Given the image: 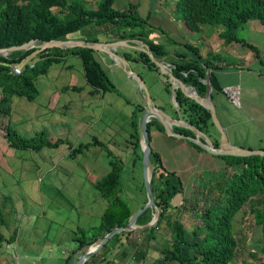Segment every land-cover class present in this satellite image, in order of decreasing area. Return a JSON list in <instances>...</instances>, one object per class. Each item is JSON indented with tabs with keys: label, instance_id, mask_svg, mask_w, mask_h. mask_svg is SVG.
Here are the masks:
<instances>
[{
	"label": "trees",
	"instance_id": "obj_1",
	"mask_svg": "<svg viewBox=\"0 0 264 264\" xmlns=\"http://www.w3.org/2000/svg\"><path fill=\"white\" fill-rule=\"evenodd\" d=\"M114 4L115 0H98L94 8H89L86 0H0V48L22 45L32 39L40 41L72 39V35L78 32L81 33L83 40L100 41L97 32L86 30L95 26L111 35V41L142 40L151 47L156 58L163 59L166 55L164 46L153 39L156 28L148 18L141 17L137 4H130L128 9L115 8ZM175 7L182 14L184 26L190 32H199L203 25L221 26L228 41L243 42L258 53L256 46L237 36V31L252 19L264 23V0H176ZM190 49L194 55L189 59L184 55L181 61L176 60L173 73L192 84L204 96L208 85L203 80L207 78V70L212 65L208 59L202 60L199 49L193 47ZM36 52L35 48L0 56V89L3 93L0 113L4 116L6 137L11 144L23 149L41 150L44 147H58L64 140L52 141L46 131L37 132L32 137L22 135L11 123L12 103L16 95L29 100L35 99L39 95L37 79L46 73L53 63L60 62L67 54H78L83 59L86 78L92 86L93 93L112 91L121 94V91L110 79L102 62L98 60L97 52L90 48L55 47L40 51L33 57V60L39 58L34 65L27 64L19 75L12 72L14 65H21ZM138 54L139 56L135 57L133 53L126 52L125 56L129 61H141L150 69L160 71L147 53L138 51ZM210 54L212 55V51ZM184 69L187 75L183 74ZM209 78L217 90L223 91L222 87L216 86L212 74ZM176 99L181 106L191 103L181 89L177 90ZM202 108L205 123L208 125L212 118L211 113ZM153 123L158 122L153 119L149 123V129ZM133 126L132 138L135 139L134 147H137L139 113L136 110ZM161 127L163 128L162 125ZM175 130L180 132L179 128ZM90 144L104 149L110 158V170L96 183L108 205L97 226L77 229L76 240L79 245L69 257L72 264L78 252L83 253L88 246L103 238L115 227L125 226L133 215L130 206L121 196L120 179L124 169L122 159L97 138ZM192 145L204 152L201 147ZM218 157L223 160L219 167L197 174L188 201L182 199L176 202L184 190L181 176L164 166L159 152L153 150L151 154V164L154 167L151 184L155 204L162 210V215L155 225L146 230L152 233L150 235L152 237L156 228L164 221L171 223L174 240L164 251V255L169 259H176L182 264L233 263L239 246V237L234 226L235 219L253 198L264 194V156ZM7 199L8 197H5L3 202H0V226L5 222L4 201ZM173 208H178L175 214L187 210L193 222L190 228H186L180 219L175 217L171 212ZM154 212L153 208L145 210L139 216L137 224H148ZM253 215L264 234V206L255 210ZM131 232L116 234L104 248L112 241L129 236ZM4 240L5 236L0 230V244ZM257 264H264V260Z\"/></svg>",
	"mask_w": 264,
	"mask_h": 264
},
{
	"label": "rangeland",
	"instance_id": "obj_2",
	"mask_svg": "<svg viewBox=\"0 0 264 264\" xmlns=\"http://www.w3.org/2000/svg\"><path fill=\"white\" fill-rule=\"evenodd\" d=\"M86 1L89 8H94L98 0ZM175 3V0H115L114 6L118 9H128L130 4H137V10L141 17L147 19L148 14L151 13L149 22L156 28V32L162 33L166 22H170L169 19L172 18L165 16L161 19L155 15V8L158 10L169 8L174 17L172 21L185 25L182 14L175 8ZM184 29L188 31V35L194 36L189 34L192 32L186 27ZM86 30L97 32L100 41H111V35L102 32L95 26L88 27ZM72 37L81 39L82 35L78 32ZM166 38L168 42L174 44L173 46L178 51L187 50L185 45L180 43L183 39L182 36L175 41L173 40L176 37ZM163 45L164 47L168 46L165 41H163ZM132 51L135 57L139 56L138 50ZM123 52V49H119L120 54L124 55ZM101 55L106 54L102 53ZM193 55V51H189V56ZM108 57L109 55H107V60L102 59V64L110 79L120 89L121 94L107 91L103 100L101 95L93 98L95 103L91 109L98 117H89L88 128L83 129V135L78 140L71 141L70 138L68 140L64 138V142L58 147H44L41 150L23 149L8 142V138L0 133V202L8 197L4 201L5 222L1 224L0 230L5 233L8 225L14 224L18 231L22 232V235L24 234L25 239L32 240L35 245L43 246V248H36L44 250L43 255L45 256H54L56 251L61 249L69 250L71 241L68 240L61 244L57 242L56 239L59 238L57 236L65 233L68 237L69 229H72L73 226H97L100 223V214L108 205L90 176V174H99L103 177L111 168L110 158L106 151L99 146L90 144L94 142L95 138L103 141L117 156L119 154L124 157V169L120 179L121 196L128 203L133 214L141 209L147 200L143 173V151L142 153L139 152L137 149L139 145L134 147L132 142H123V138L133 131L132 121L128 118V111L131 109L128 101L136 98L132 83L137 88L139 82L130 78L126 72L112 68L111 65L114 61ZM160 60L163 61V59ZM34 61L37 60L32 59L30 64L35 63ZM69 61L74 64L75 71L74 75L67 77L71 79L76 77L81 84L83 78L79 64L81 60L70 56ZM62 65L54 66L52 73H57L58 70L56 69L61 68ZM46 73L41 74L40 79L44 80L48 75L50 76L49 70ZM70 73L71 71L68 74ZM257 74L256 71L246 72L240 81L242 84L240 100L242 103H246V108L250 113L244 112L246 115L236 117L242 111L240 102L233 103L231 100V102H227V109L234 117L228 135L235 145H243L251 149H264V112H261L259 108L264 103V101L263 103L260 101L261 91L264 90V77ZM40 88L43 90L42 85ZM44 94L45 92L43 96ZM24 98L26 99V97ZM176 101L171 100V103L179 110V104ZM82 103V101L77 102L75 109L77 110ZM179 106L181 107V105ZM217 115L221 124L224 125L226 121L221 110L217 111ZM206 128L216 133L219 132L215 124H208ZM113 129L117 132L116 136L112 133ZM236 131L240 133L242 131L243 135L233 137L232 134ZM20 133L26 137H32L37 132L32 136L21 130ZM113 137L117 138V145L109 142ZM175 139L168 140L169 142H161L153 135L151 146L153 149L160 148L163 150L162 161L164 166L169 170L177 171L183 180L184 190L176 202H180L182 199L188 201L197 174L216 168L214 165L219 167L223 160L216 155L204 152L202 154L205 155L203 160L192 163L187 156V150L192 149L190 143L184 139ZM133 150L136 152L134 153ZM151 168L153 172V165ZM94 170L96 172L93 173ZM263 206L264 194H261L253 198L237 215L234 226L239 237V246L232 264H257L264 260V234L261 227L255 222L253 215L255 210ZM87 209L93 212L91 216H87ZM154 210L156 213V209ZM188 216V213H183L181 217L183 220H180L186 228L191 222ZM175 217H178V214ZM4 247L5 244L1 249L2 252ZM9 249L10 252L12 250L13 254L14 250ZM50 249L53 250V253H49ZM16 253L20 256L23 264H29L30 261L40 262L34 251H29L28 257L24 256L26 254L25 249L21 246L17 248Z\"/></svg>",
	"mask_w": 264,
	"mask_h": 264
},
{
	"label": "crops",
	"instance_id": "obj_3",
	"mask_svg": "<svg viewBox=\"0 0 264 264\" xmlns=\"http://www.w3.org/2000/svg\"><path fill=\"white\" fill-rule=\"evenodd\" d=\"M170 11L171 10L169 8H162V10H158V8L154 9L155 15H157L161 19H163L165 16L172 18L171 20L169 19L170 22H166L165 28L162 33L155 32L153 34V39L155 41L160 42L162 45L163 41H165L168 45L167 47H164L166 55L163 58V61L166 62L173 70V68L176 66V60L181 61V59L184 58V55L186 56V59L191 58V56H189V51H191L190 47L199 49L202 60H209V64H211L212 67L208 68L207 78L203 80V82L207 83L208 85L209 80L212 85L211 96L214 104L216 105L217 111L221 110L223 116L225 117L224 119L226 123L223 126L228 133L229 128L233 125L232 119L234 117L231 116V113L227 109V102H231L232 100L225 89L229 87L231 89H234L236 87L239 89V105L241 106L242 111L240 115L236 117H242L246 115L245 113H250V111L246 108V103L244 104L240 100L242 87V84H240L241 79L244 77L246 72L252 71H256L258 73V76L264 77V23L257 19H252L242 25L237 31V36L240 39H244L248 43L256 46V48L258 49V53H256L250 46H248V44L237 40L228 41L224 36V28L221 26L203 25L199 32L189 33L193 34L194 36L188 35V31H185L184 25L176 22L174 23L172 21L174 20V17ZM150 16L151 13L148 14V19ZM181 36L183 37V39L180 43H183L187 48V50L184 51H178L177 48L173 46V43H170L168 42V40H166V37H176L173 40L175 41V39L180 38ZM170 48L172 49L170 50ZM119 49L124 50V55L126 52L133 53L132 50H135H129L125 48ZM210 51H212V55L210 54ZM70 56H73V58H79L81 60V63H79L81 67V75H83V78L80 82L81 84H79V80H77L76 77L75 79L67 77L69 75H74L75 71L74 64L69 61ZM96 56L101 62L103 61L102 59L107 60V55L102 56L97 52ZM38 59L39 58H36L35 60ZM130 62L132 64V68L144 78V81L154 98L155 104L161 109L169 112L175 118H178L181 115L182 118L185 119L186 114L184 111L180 112L181 107L178 105V108L180 110L179 111L173 106V103H171V100L173 101L172 84L169 81L168 77L164 74H161V71L158 72L150 69L141 61ZM61 64H63L62 67L56 69L58 70V72L52 73L55 68L54 66H58ZM111 67L122 70L119 67L114 66V63L113 65H111ZM78 70L80 72V69ZM70 71L71 73L68 74ZM183 71L185 72V69ZM49 72L50 76L48 75V77L44 80L40 79V76L38 77L37 86L39 88V95L35 99L29 100L27 98L25 99L24 97H17V95L13 97L11 123L19 132L21 130L22 132L28 133L29 136H32L38 131H46L52 141L64 138H67V140L70 138L71 141H76L81 135H83V129L85 128L86 130L88 128L87 121L89 117H98L94 114V110L91 109L92 105H94L95 103L93 98L97 95H101L103 100L106 92L93 93L91 91L92 86L87 81L83 59L78 54H67L60 62L53 63L49 68ZM211 74L214 76L216 86L222 87L223 91L217 90L212 84L209 78ZM41 85L43 87V90H41L40 88ZM132 85V89L136 95V98L128 101V104L131 105V109H129L128 111V118L131 119L133 125L135 110L139 113V148L137 147V149L140 153H142V136L140 131V123L142 114L146 108V102L140 87L136 88L133 83ZM74 87H82V89L76 90ZM167 87H170V89L168 90ZM44 92L45 94L43 96ZM90 95H93V97H90ZM261 96L262 97L260 101L261 103H263L264 90L261 91ZM80 101H82L84 104L82 103L76 110L75 108L77 107V102ZM259 108L261 109V112H264V103ZM132 130L133 131L129 133V135L127 133V137L123 138V142L134 143L135 139L132 138L134 126L132 127ZM150 131L151 138L154 135L156 136V138L161 140V142H169L168 140L175 139L174 137L168 136L164 132V128L161 127L160 123H153L150 127ZM112 133H114L115 136L117 135V132L114 129ZM242 135V131L241 133L239 131H236L232 134L233 137H241ZM109 142H112L114 145L118 144L117 138L115 139V137L111 138ZM186 142L189 143L188 141ZM189 145L190 148H192L190 150H187L189 161L192 163H197L198 160H203V156L205 155L202 154L206 151L202 152L196 149L192 145V143H190ZM239 146L250 148L243 145ZM119 147L123 148L121 146ZM153 150L159 152L162 157V149L154 148ZM133 151L134 153L136 152V150ZM118 156L124 163V157L119 154ZM214 167L217 166L214 165ZM94 172H96V170H94L93 173ZM90 176L92 177V182H94L95 184L101 177V175L99 174H90ZM176 211H178V208H173L171 210V212L174 214ZM183 213L186 214L187 210H181L180 212L176 213L178 214L177 219L183 220L181 218ZM86 214L87 216H91L93 212L87 209ZM102 214H100L99 219H101ZM188 218L190 221L191 219L189 216ZM188 224V228H190L193 222L191 221ZM79 227H82L84 229L92 228V226H73L72 229H69L68 237H66L65 233H62L61 235L57 236L59 238L56 239L57 242L61 244L66 243V241L68 240L71 241L70 249H61L58 252L56 251V254H54V256H45L43 255L44 250L36 248H43V246H41L40 244L35 245L32 240L25 239L24 234L22 235V232L20 233V231H18L17 226L10 223L5 233L2 232L5 236V240L2 244H0V264H16L12 254V250L10 252V249L8 248V244L12 241L16 243V250L17 248H19V246L25 249L26 254L24 256L28 257V254H30L29 251H34L38 255V259L40 260V262L30 261L31 263L29 262V264H72V259L69 260V257L78 248L79 242L76 240V231ZM147 228H141L140 230L142 231H139V229L133 230L129 234V236L126 235L121 239L110 242L108 246H106L105 248L103 247L85 264H182L180 261L176 259H169L164 255L166 247H168L174 240V231L172 229L171 223L169 221H164L159 227L156 228L152 237H150L152 233L150 231H147ZM4 244L5 247L2 252L1 249L3 248ZM49 253H53V250L50 249ZM81 254L82 253L80 252L77 253L78 256L77 258H75V262Z\"/></svg>",
	"mask_w": 264,
	"mask_h": 264
},
{
	"label": "water",
	"instance_id": "obj_4",
	"mask_svg": "<svg viewBox=\"0 0 264 264\" xmlns=\"http://www.w3.org/2000/svg\"><path fill=\"white\" fill-rule=\"evenodd\" d=\"M74 48V47H84L90 48L94 51L102 54L109 55L114 61V66L122 69L126 74L135 80H138L139 87L143 92L144 99L146 102L145 111L141 117L140 123V131L142 136V151H143V173H144V181H145V189L147 193V202L139 209L136 213H134L129 222L125 226H117L112 229L109 233H107L103 238H100L97 242L88 246L85 251L79 256L76 260L75 264H85L92 256L98 253L106 243L110 241L112 237L116 234H119L124 231H133L141 228H147L155 225L162 215V210L155 204V196L152 189V164H151V154L153 152V148L151 146V131L149 129V123L155 119L158 123H160L164 132L171 137L177 139H184L189 143L195 144L201 147L207 153L216 155V156H238V157H247L253 155L264 156V149H251L245 148L239 145H234L230 139L229 135L225 129V127L221 124L218 115L216 105L213 102L211 96L212 85L208 80V90L206 96H203L199 93V91L191 84L186 82L183 78L176 76L173 73V70L169 67V65L156 58L151 50V47L146 44L142 40H116V41H86L83 39H57L50 41H40L39 39H32L22 45L12 46L9 48H0V56H7L8 54L15 51H23L29 49H37V52L26 59L21 66L24 67L27 65L29 61L36 56V54L40 51H44L51 48ZM119 48L125 49H135L138 51H142L147 53L151 60L159 67L161 73L166 75L169 81L172 84V94L173 100L176 101V91L181 89L184 95L188 98L191 103H196L209 110L212 116L213 123L218 127V131L220 133L219 143H215V141L204 131L194 130L195 135L190 136L184 133H179L175 131L174 126H184L188 127L190 124L180 115L178 118L172 116L169 112L158 107L153 97L145 84L144 78L132 68L131 62L122 54L119 53ZM230 88V87H229ZM3 97V93L0 89V100ZM177 102V101H176ZM148 208L156 209V213H154L152 220L145 225H138L137 220L139 216Z\"/></svg>",
	"mask_w": 264,
	"mask_h": 264
},
{
	"label": "flooded vegetation",
	"instance_id": "obj_5",
	"mask_svg": "<svg viewBox=\"0 0 264 264\" xmlns=\"http://www.w3.org/2000/svg\"><path fill=\"white\" fill-rule=\"evenodd\" d=\"M182 111L185 112V114H186L185 120L188 121V123L190 125L188 127L174 126V129L179 128V130H180L179 133H184V134L190 135V136L195 135L194 130H196V129L201 130V131H204L205 133H207L215 141V143H217V144L219 143V140L221 137L220 133L210 131L209 129L206 128V127H208V125L205 123L206 120L204 118V112H203V108L201 107V105H199V104L194 105L192 103H187L186 105L181 106L180 112H182ZM208 124L214 125L212 118L208 121Z\"/></svg>",
	"mask_w": 264,
	"mask_h": 264
},
{
	"label": "built area",
	"instance_id": "obj_6",
	"mask_svg": "<svg viewBox=\"0 0 264 264\" xmlns=\"http://www.w3.org/2000/svg\"><path fill=\"white\" fill-rule=\"evenodd\" d=\"M29 63H30V61L27 64H29ZM31 65H34V63H32ZM22 70H23V67L21 65H14L13 68H12V72L14 74H17V75L21 74L22 73ZM183 74L184 75H187V72H183ZM232 90L233 89H231V88L225 89V91L231 97V100L233 102H236V98L232 94ZM0 133L3 134L4 136L7 135L5 119H4V116H2L1 114H0ZM8 246H9V248H12L14 250L13 257L15 259L16 264H22L21 261H20L19 255L16 253V243L12 241V242H10L8 244Z\"/></svg>",
	"mask_w": 264,
	"mask_h": 264
},
{
	"label": "bare ground",
	"instance_id": "obj_7",
	"mask_svg": "<svg viewBox=\"0 0 264 264\" xmlns=\"http://www.w3.org/2000/svg\"><path fill=\"white\" fill-rule=\"evenodd\" d=\"M232 94L235 96L236 98V103H239V89L236 87L232 90ZM235 145V144H234Z\"/></svg>",
	"mask_w": 264,
	"mask_h": 264
}]
</instances>
